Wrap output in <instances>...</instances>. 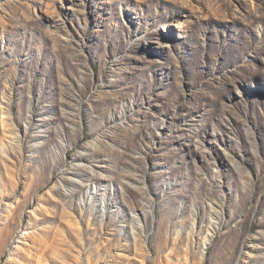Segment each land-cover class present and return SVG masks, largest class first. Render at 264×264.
<instances>
[{
	"label": "rangeland",
	"instance_id": "obj_1",
	"mask_svg": "<svg viewBox=\"0 0 264 264\" xmlns=\"http://www.w3.org/2000/svg\"><path fill=\"white\" fill-rule=\"evenodd\" d=\"M0 264H264V0H0Z\"/></svg>",
	"mask_w": 264,
	"mask_h": 264
},
{
	"label": "clouds",
	"instance_id": "obj_2",
	"mask_svg": "<svg viewBox=\"0 0 264 264\" xmlns=\"http://www.w3.org/2000/svg\"><path fill=\"white\" fill-rule=\"evenodd\" d=\"M89 147H92V145L90 144ZM74 168H79L81 169L84 173H86L89 177H92L94 179H106L107 177H105V174L103 172H99L96 169H94L91 166H85L84 164H77L74 165ZM77 184H80L81 187L86 186L85 184H83L81 181L77 180L75 181ZM54 188H57L58 192L61 193L62 195L60 196L61 199H64V197H67L70 193H73L75 191H77V189H70L69 187L65 186L64 184H54L53 185ZM135 187V186H133ZM146 188V185H145ZM55 199V197H54ZM21 236H28L29 233L28 232H22L20 233ZM79 260H81V256L78 257Z\"/></svg>",
	"mask_w": 264,
	"mask_h": 264
}]
</instances>
